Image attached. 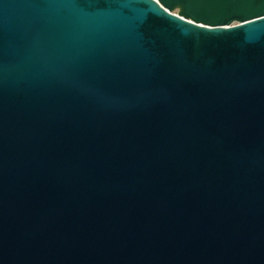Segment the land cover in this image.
<instances>
[{
    "label": "water",
    "instance_id": "95a60500",
    "mask_svg": "<svg viewBox=\"0 0 264 264\" xmlns=\"http://www.w3.org/2000/svg\"><path fill=\"white\" fill-rule=\"evenodd\" d=\"M0 264H264V0H0Z\"/></svg>",
    "mask_w": 264,
    "mask_h": 264
}]
</instances>
